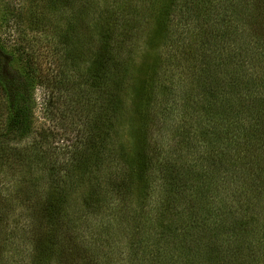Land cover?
I'll return each instance as SVG.
<instances>
[{
  "label": "trees",
  "instance_id": "obj_1",
  "mask_svg": "<svg viewBox=\"0 0 264 264\" xmlns=\"http://www.w3.org/2000/svg\"><path fill=\"white\" fill-rule=\"evenodd\" d=\"M134 1L58 0V5L66 4L72 11L61 36L65 62L79 59L82 63L92 56L89 74L93 75L94 91L90 94L95 101L107 92L104 74L108 80L112 77L115 91L103 108L111 141L109 184L101 198L93 199L80 182L87 171L80 156L73 158L74 183L51 180L39 210L44 232L32 242L31 264H52L60 256L57 249L62 238L71 233L79 234L78 241H83L80 245L87 243L82 251L92 254V244L101 241L92 232L86 234L91 237L82 234L84 218L86 213L94 214V205L108 200L114 212L88 229L98 228L115 237L112 241L120 256L114 264H264L263 258L257 259L264 257V207L258 210V216H253L257 205L264 203V99L252 95L260 91V86L252 88L255 80L250 73L259 61V52L264 54V37L255 27L257 12L264 11V0H254L252 5L251 0H147V4L145 0ZM137 5L154 14L160 40L157 46L166 45L169 34L177 37L170 47L174 58L164 56L168 68L160 71L163 78L159 77L152 88L150 109L164 123L172 113L171 91L178 94L182 89L185 102L180 131L169 135L167 130L155 147L158 150L154 149L151 155L144 152L147 139L140 134H131L130 151L121 138L117 90L122 88L124 79L115 74V66L121 58L125 62L126 57L118 54L120 46L110 29L124 7ZM114 9L118 12H112ZM77 27L90 28L101 43L99 52L83 59L81 49L73 50V41L81 37ZM89 36L92 39L90 33ZM191 51H199L200 58L194 54L195 61H191L187 57ZM1 53L0 84L6 95L8 116L6 129L0 134V163L27 167L29 171L23 177H38L41 169H32L42 165L38 147L29 146L31 153L25 156L17 154L15 147L4 145L7 136L14 140L29 136L32 108L28 78L14 68L12 55L2 48ZM159 58L162 56L156 57L152 65L161 70ZM110 67L115 72L111 73ZM108 98L110 95L106 101ZM134 145L139 146L137 151ZM78 165L81 168L75 169ZM49 172L51 177L57 174L54 170ZM235 176L237 180H232ZM72 194L74 199H70ZM90 260L94 264H110L99 254Z\"/></svg>",
  "mask_w": 264,
  "mask_h": 264
},
{
  "label": "rangeland",
  "instance_id": "obj_2",
  "mask_svg": "<svg viewBox=\"0 0 264 264\" xmlns=\"http://www.w3.org/2000/svg\"><path fill=\"white\" fill-rule=\"evenodd\" d=\"M252 1L254 0H251V5ZM145 2L148 3L147 0ZM136 3L134 1L132 5L135 6ZM73 6L76 8V3ZM123 10L113 21L114 25L110 27L120 46L121 52L118 54L126 57L125 62L121 58L120 64L115 66V69H118L116 72L110 67L111 73L115 72L119 78L124 79L120 86L122 88L117 90L120 98L118 110L123 129L121 138L130 151L131 134L136 137L143 136L147 139L143 150L151 155L154 149L158 150L155 147L160 144L161 137L166 135L167 130L170 135L182 126L180 123L184 113L182 105L185 104L181 96L182 89L178 94L174 90L171 91L172 113L164 123L158 118L155 110L150 109L149 103L152 102V88L158 78L162 77L160 71L164 72L168 68L163 61L166 58L164 56L174 58L170 47L177 37L169 34L170 43L157 46L160 40L155 30L154 14L147 7L142 9L139 5L126 6ZM112 12L117 13L118 10L114 9ZM257 13L258 24L255 27L264 37V11L262 14ZM68 15L72 16L71 9L66 4L58 5V0H0V56L2 48L12 55L14 68L28 78L30 82L28 100L32 108L29 136L21 140L7 136L4 145L15 147L17 154L23 153L25 156L31 153L29 146L38 147L42 161L40 163L42 165L32 167V169H41L38 177L34 178L30 175L22 176L26 170L29 171L27 167L20 168L19 165L10 164L2 166L0 163V264H31L32 242L37 234L44 232L39 213L42 203L47 198L44 195L50 187L51 180L74 183V176L76 177V174L72 173L74 157L80 156L86 164L87 171L80 178V182L92 194L93 199L101 198L100 195L109 184L110 169L107 161H110L111 141L108 139L109 124L103 108L106 107V102H111V93L115 89L112 90V77L108 80L107 75L104 74V78L107 79L105 81L108 85L107 92L104 94L105 97L101 96L95 101L94 95L90 94L94 91V81L91 79L93 75L89 74L92 56L82 63H79V59L65 62L61 36ZM86 28L77 27V33H80L81 37L73 41L75 43L73 50L76 52L81 49L84 52L83 59L94 51L99 52L102 48L90 28H87L89 31ZM247 31L252 39L251 31L249 29ZM254 48L258 47L254 46ZM114 51L117 52L111 50V53ZM189 54L187 57L191 61H195L194 54L197 59L201 55L199 51L196 53L191 51V55ZM160 56L162 58L158 61L161 63V70L156 64L152 65L156 57ZM258 60L260 62H257L250 73L255 80L252 88H256L257 84L260 86L258 88L260 91L252 95L264 99V54L261 51ZM145 63L147 67H144ZM108 95L110 98L106 101ZM7 116V99L0 84V134L6 129ZM138 145L136 147L134 145L136 151L137 148L139 149ZM170 145L175 146L172 142ZM22 149L26 152L19 151ZM171 149L175 148L171 147ZM98 152L100 154L96 155ZM97 156L98 158L95 159ZM79 167L81 168L78 165L75 169ZM95 169L100 177L96 176ZM50 170L57 172L56 178L51 177ZM125 177L124 181L127 180V176ZM234 178L237 180L236 176L232 177V180ZM74 197L75 195L72 194L70 199ZM76 201L73 200L72 205ZM101 202L100 206L94 205L95 209L92 211L94 214L86 213L85 225L82 227L84 233L81 231L83 235H91L92 232L101 243L92 244V254L84 253L82 246L87 243L80 245L83 241H78L79 234L65 235L57 249L60 256L52 260V264H94L90 258L97 257V254L103 255L104 261L114 264L120 256L117 244L112 241L115 237L104 231L100 232L98 228L92 231L88 229L94 227L97 222L99 225L101 219L106 220V217L114 212L115 208H111L109 200ZM261 207H264V203L257 205L253 216L261 213L258 211ZM71 211L75 214L77 212L74 208ZM90 235L86 236L91 237ZM259 258L264 259V257L257 259Z\"/></svg>",
  "mask_w": 264,
  "mask_h": 264
}]
</instances>
